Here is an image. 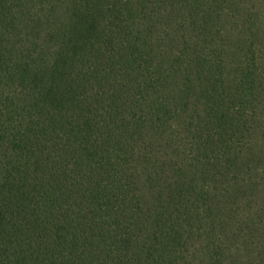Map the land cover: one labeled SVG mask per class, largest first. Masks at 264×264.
I'll return each mask as SVG.
<instances>
[{
  "label": "trees",
  "instance_id": "trees-1",
  "mask_svg": "<svg viewBox=\"0 0 264 264\" xmlns=\"http://www.w3.org/2000/svg\"><path fill=\"white\" fill-rule=\"evenodd\" d=\"M250 1L0 0V264H264Z\"/></svg>",
  "mask_w": 264,
  "mask_h": 264
},
{
  "label": "rangeland",
  "instance_id": "rangeland-1",
  "mask_svg": "<svg viewBox=\"0 0 264 264\" xmlns=\"http://www.w3.org/2000/svg\"><path fill=\"white\" fill-rule=\"evenodd\" d=\"M251 1H253V2H255L256 4H258V5H260L261 6V8H262V11H263V14H264V0H251ZM251 1L249 2V3H251ZM259 190H261L262 191V193H261V195H259L258 196V198H259V200L262 202H264V180L262 181V184L260 185V189ZM262 196V197H261ZM258 198H256V199H258ZM251 205V212L252 213H254L255 211H258L257 210V207L255 208V206H254V203L252 202V204H250ZM258 215V214H257ZM257 218V217H256ZM260 219H263L262 221H259V223L260 224H258L259 225V227L261 228V231L260 230H258L259 232H257V239L258 240H261V238H262V236H263V233H264V229H263V227H264V218L263 217H260ZM259 220V219H258ZM258 223V222H257Z\"/></svg>",
  "mask_w": 264,
  "mask_h": 264
}]
</instances>
